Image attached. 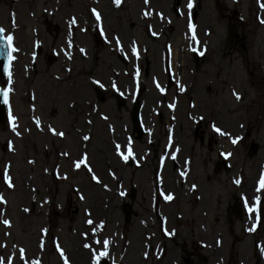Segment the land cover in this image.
Segmentation results:
<instances>
[{
    "label": "rangeland",
    "instance_id": "1",
    "mask_svg": "<svg viewBox=\"0 0 264 264\" xmlns=\"http://www.w3.org/2000/svg\"><path fill=\"white\" fill-rule=\"evenodd\" d=\"M128 1L129 11L125 8L111 10V14H107L110 25L107 27L110 34L126 33L121 34L122 39L130 44V48L132 39H136L142 48L151 49L149 55L145 54L138 63L122 59L114 50V41L111 46L91 41V31L85 34L80 31L83 25H73L69 31V25L62 24L58 34L53 27L48 28L55 35L52 38L55 39L54 47L59 52L60 48L64 53L68 52L72 63L63 61L62 55L50 60L46 53L37 61V73L31 70L27 75L25 68H21L18 90L13 98L16 107L13 115L22 123L20 135H12L5 126L1 130L0 124V189H3L2 167L10 164L17 184L16 191L4 190L7 197L4 206L8 209L4 211L0 205V219L9 218L11 222L10 228L0 224V256L10 258L12 264H24L19 258V250L23 248L27 264H64V257L69 264H93L92 251L84 245L91 244L93 251L100 252L103 248L94 240L106 238L111 241L109 256L101 258L100 264H166L167 259H157L156 253L162 240L157 232L160 218L155 213V206L157 202H163L162 190L165 194L173 191L178 195L175 201L160 208L163 219L177 231L174 239L164 240L165 252L171 255L169 264L182 258H186L189 264H254L255 260L263 261L264 243L256 254L254 244L259 239L264 242V210L260 228L246 233L244 224L250 223L249 216L244 217L242 213L238 217L232 210L239 199L243 198L249 205L252 203V197L256 196L254 184L260 163H264V25L255 20V0H239V3L214 0L215 7L209 5V8L208 1L205 3L209 10L207 16L205 14L198 20V27L202 29L201 22L205 24L208 18L214 19L215 25L211 26L213 35L205 40L212 49L207 58L198 61L189 53L191 47L185 49L184 40L180 39L182 32L175 36L167 33L159 40H152L147 27L138 22L142 0ZM152 1L157 7L169 10L173 0ZM30 6V0H21L16 7L23 12ZM63 8V14L66 12L68 15L72 7ZM237 14L243 15L245 22H235ZM178 19L173 24L177 25ZM126 21H133V25L128 26ZM234 23V38L228 44L226 30ZM39 24L45 31L46 24ZM61 29L65 35L58 37L62 34ZM169 38L178 44L180 61H186V72L182 78L190 85L176 110L178 130L182 127L177 138L183 147L180 161L189 157L193 163L185 170L188 173L184 177L176 175L173 170H157L159 157L163 154L158 153L159 147L155 149V144L153 151L149 149L146 137H143V142L132 143L137 165L129 166L115 154V141L126 152L125 136L129 137L132 132L126 107H131V104L118 105L113 93L101 94L91 81V78L100 79L107 85L117 80L123 86L126 84L128 89H134L137 80L127 74L133 75L138 69L146 82L141 99H148L147 94L155 92L152 76L159 74L165 77L166 53L163 49ZM68 40L71 43L76 41L77 46L84 49L89 47L90 50L91 46L92 51L88 50L87 56L75 58L77 50H69ZM68 67L72 70L68 71ZM55 74L60 78H54ZM31 88L36 98L35 110L26 106L28 93L25 91ZM172 89H175L173 84ZM233 93L240 99L237 100ZM191 98L197 103L195 111L188 108ZM160 99L159 95H152L146 107L149 114L152 107L159 109ZM168 113L166 110L165 114ZM104 115L108 120L101 118ZM199 115L205 119L198 123ZM36 118L41 120L44 131L37 129ZM88 120L92 123L88 124ZM164 120L168 121L167 118ZM214 123L232 131V135L236 134L240 138L238 143H231L232 136L223 140V136L214 133ZM239 123L244 126L239 127ZM46 125L64 131L65 137L53 136ZM156 128V136L161 137L162 144L166 133L163 119ZM84 135L91 139L84 141ZM8 140L16 147L13 154L7 153ZM252 143L259 145L254 152ZM225 146L227 152L232 153L228 160L218 156V150L226 149ZM64 151L69 152V156L61 155ZM85 151L101 183L93 181L83 166L79 171L74 170L73 160ZM57 168L59 174L67 175L68 179H58ZM156 177L161 178V189L157 188ZM193 179L199 187L191 194L188 187ZM236 180L240 181L239 185ZM131 184L137 194L131 201L134 215L126 222L122 207L125 202H130L125 191L130 190ZM24 208L29 211H23ZM89 218L94 222L92 226L86 223ZM101 221L103 230L96 228L97 235L93 237L92 229ZM44 229H47L48 236ZM41 242L43 248L40 247Z\"/></svg>",
    "mask_w": 264,
    "mask_h": 264
},
{
    "label": "flooded vegetation",
    "instance_id": "2",
    "mask_svg": "<svg viewBox=\"0 0 264 264\" xmlns=\"http://www.w3.org/2000/svg\"><path fill=\"white\" fill-rule=\"evenodd\" d=\"M31 6L27 7L25 11H21L18 7H16L21 0H0V26L3 27L6 32V35L14 36V40L17 44L19 51L16 53V61H15V68L12 65L11 72L12 77L15 79V72L21 74V68L24 67L25 71L26 68L30 65V57L34 55L37 56V53L40 56L44 57L46 53H48V58L52 60V49L53 43L52 38L55 37L54 32L52 29L48 27L51 26L55 29L56 33L60 32V27L62 24L65 26L69 25L70 20L74 17L77 21L76 25H83L80 31L82 33H89L92 32V40L91 41H98L103 43V45L111 46L112 41H114V50L121 54V52L117 49L115 45V37H119L121 40V45L124 48V53H129L131 55V48L130 44H126L123 39L122 35H126V33H117V34H110V26L107 22V14H111V10H128L129 11V4L128 0H122L121 5L117 7L113 0H53L51 4V0H30ZM208 1V8L209 5L211 7H215L214 0L209 3V0H192L193 7L189 10L187 7L188 0H173L167 10L164 7H157L152 0H149V4L145 5L144 0H142L143 4L139 10V19L138 22L140 24L145 25L148 28L151 27V31H157L161 34L159 38L153 37V40H159L163 35L169 34V36H175L178 32L183 33L186 31L187 26L189 25V20L192 24H196V22L202 18L206 14L209 9L205 7V3ZM73 5V6H72ZM65 6L67 9L70 7V12H64ZM196 7V10L193 8ZM97 9L102 16L101 21L98 23L95 19V16L92 15V9ZM126 8V9H125ZM145 11L150 12L151 14L148 17H145L143 13ZM161 16L163 19H161ZM240 14H237L235 22L237 20L240 21ZM56 17L58 19L56 20ZM178 19V24H173L175 19ZM42 20L45 26V35L43 37L44 46H37V31H36V23L37 20ZM14 21V23H13ZM128 26L133 25V21H126ZM233 22V21H232ZM31 24V26H30ZM202 29L199 28L198 35L200 38L207 40L206 37L211 35V26L215 25L214 19H207L206 23L203 24L201 22ZM236 23L232 25L233 29H236ZM161 27V29H160ZM184 27V28H183ZM103 28L104 35H101L100 29ZM86 29V31L84 30ZM127 31V30H126ZM149 31V32H151ZM47 33V34H46ZM61 33L58 37H62L65 35V31L61 29ZM112 35V36H111ZM88 37V36H86ZM173 39L169 38V41ZM135 41L138 43V47L142 49V45L139 40L132 39L131 43ZM30 43V44H29ZM93 50H96L95 46H92ZM89 50V47H87ZM91 46H90V50ZM151 49L148 51L147 55H149ZM120 56V55H119ZM132 56V55H131ZM35 64V63H34ZM36 65V64H35ZM8 76H2L0 74V86L4 87L7 84ZM172 85V82L170 83ZM178 109V108H177ZM189 112V111H187ZM185 112V114L187 113ZM177 114V118H178ZM188 116V113H187ZM178 129V126H177ZM181 130L178 132L179 133ZM178 138V137H177ZM177 144H180L179 141H176ZM188 260L186 258H182L181 261H177L174 264H186ZM189 264V263H188Z\"/></svg>",
    "mask_w": 264,
    "mask_h": 264
},
{
    "label": "snow or ice",
    "instance_id": "3",
    "mask_svg": "<svg viewBox=\"0 0 264 264\" xmlns=\"http://www.w3.org/2000/svg\"><path fill=\"white\" fill-rule=\"evenodd\" d=\"M113 2L115 3V5L117 7H119L121 5L122 0H113ZM258 3H259V7L261 9H264V2H261V0H258ZM144 4L148 5L149 4V0H144ZM187 7H188L189 10L193 7L192 0H188ZM91 11H92V15L95 16L96 21L99 23L101 21V19H102L101 13L95 8H93ZM150 14L151 13L148 12V11H145L143 13V15L145 17H148ZM161 19H163L162 16H161ZM13 23H14V21H13ZM260 23L264 24V19H261ZM76 24H77V21L73 17L70 20V22H69V31H71L72 26L76 25ZM188 26H189L190 30L194 29V25H192L190 20H189V25ZM84 30L86 31V29H84ZM100 31H101V35H104L103 28H101ZM149 31H151V27L150 26H149ZM5 32H6V30L3 27H0V41L4 42V47H5L6 51H7L8 64L5 65V69L4 70H5V72L7 73V76H8V80H7L8 86L5 87V88H0V96L3 97V103L5 105H9L8 121L12 125V131L17 136H19L20 133L17 131V124L15 123V121L17 120V117H15L12 114V110H11V106H10V94L13 92V87H12L13 78H12V72H11V64L16 59L14 53L18 52L19 49L14 46V39H15L14 36L5 35ZM152 35L155 36V35H157V33L156 32H152ZM114 39H115V45H116L117 49L123 54L125 50H124L123 46L121 45L120 38L119 37H115ZM192 40L196 41L195 34H193ZM68 47L69 48L72 47L71 41H69ZM192 50L196 51L195 48H193ZM80 52L81 53H85V49L84 48H80ZM200 54L203 55L204 53L201 52ZM65 55H67L69 57V59H71V55L68 52H65ZM131 55L134 56V57H137V58L139 56L137 45H136L135 41H133L132 45H131ZM127 58H128L127 55H125V59H127ZM138 77H139V70L137 69V71H136L137 87H139ZM92 83L95 84V85H98L100 88H104V84L101 83L99 80H93ZM111 87L113 89H117V85L114 82L112 83ZM156 87L159 89L161 94L165 93V89L163 87H161V85L158 82L156 83ZM183 90L184 89L181 88V91H183ZM120 94L123 95V92H121ZM233 94L236 95V99L237 100L240 99V96L238 94H236V93H233ZM168 107L174 109L175 108V104H169ZM101 118L103 120H108V117L106 115L102 116ZM87 123L91 124L92 121L88 120ZM35 124H36L37 129H39L40 131H44V128L41 127V120L39 118L35 119ZM45 127H47L48 131L53 136H56V137H59V138L63 139L65 137V135H66L64 131H58L52 125H46ZM109 127L111 128L110 125H109ZM112 130L114 131V129H112ZM213 130L216 133H218L219 135H221V136H230V134L228 132L223 131L221 128L216 127L215 125H213ZM82 139L84 141H89L91 139V137L89 135H84L82 137ZM239 139H240L239 137L231 139V143L233 145H235V144L238 143ZM168 146L169 147L171 146V137H169V145ZM9 150H12L11 142H9ZM176 151L179 152V149L177 148ZM114 152L125 163H127L130 159H136V156H135V153L133 152L132 143H131L130 139L126 142V152L122 150V145L119 144V143H116L114 145ZM61 155L67 157V156H69V152L64 151V152L61 153ZM221 155H223L225 157V159H227L229 156L232 155V153H230V152L229 153H221ZM171 159L175 160L176 156L172 155ZM161 162H163V158H162ZM29 163H35V161H29ZM72 163H73L74 170L79 171L81 169V167L83 166V168L88 173L91 174V179L93 181H95L96 183H101V179L95 174L93 168L91 167V165L89 163V157H88V153L86 151L81 153V155L78 156L77 158H75ZM8 167H10V165L7 166L6 169L4 170V172L2 173V178H3L4 183L6 184V186L9 189H14L15 185H14V182L12 180L11 175L9 174V172L7 170ZM45 171H47V170H45ZM56 174H57V178L58 179H64V180L68 179L67 175L61 176L59 174L58 168L56 170ZM111 175L113 176V178H115V174L114 173H111ZM184 175H186V173L181 172V176H184ZM235 183L237 185H239L240 181L236 180ZM193 187H195V185H193ZM261 190H264V173H261L259 181H258V187L256 188L257 192H259ZM121 195H123V193H121ZM160 195L163 197V199L165 201H171L174 198L171 194H165L163 191L160 192ZM80 199L83 200L84 196L81 195ZM255 200H256V204L259 205L260 198L257 196L255 198ZM6 203H7L6 199L4 198V196L2 194H0V205H4ZM45 203H48V201H45ZM248 210H249V212H253L256 209L255 208H249ZM23 211L28 212L29 209L28 208H24ZM256 220H257V222L260 221V216L258 214L256 216ZM0 223H3L6 227H9V228L11 227V222L8 219H3L2 221H0ZM86 223L88 225H90V226H92L94 224L93 220L90 219V218L86 220ZM103 226H104L103 225V221H101L98 225H95V227L92 229L93 237H95L97 235L96 228H99L102 231L103 230ZM43 231L45 232V234L47 233V229H44ZM250 231H255V227L250 229ZM165 234L166 235H174V233L167 232V230L165 231ZM6 235H7V233H6ZM94 243L97 244V245H100L103 248V251H100V252L93 251V245H91V244H85L84 247L88 248L90 251H92V262H93V264H100L101 258L109 256L108 248H109V245L111 244V241L106 239V238L105 239H95ZM217 243L219 244V241ZM43 246H44L43 242H41L40 243V247L43 248ZM57 249L60 250L59 249V245H57ZM25 253H26V250L21 248L19 250V258H20L21 261L24 262V264H27ZM60 254H61L62 257H64V253H63L62 250H60ZM146 256H147V253H145V257ZM0 264H12V261H11L10 258H6V257H3V256H0ZM37 264H39V262H37ZM64 264H69V261H68V259L66 257H64Z\"/></svg>",
    "mask_w": 264,
    "mask_h": 264
},
{
    "label": "bare ground",
    "instance_id": "4",
    "mask_svg": "<svg viewBox=\"0 0 264 264\" xmlns=\"http://www.w3.org/2000/svg\"><path fill=\"white\" fill-rule=\"evenodd\" d=\"M193 10H196V7H194ZM207 54H208V51L203 56V58H205L207 56ZM174 55H175L174 61L176 62V57L179 56V50L177 49V47L174 48ZM223 131L227 132V130L224 128H223ZM190 164L193 165L192 159L191 160L184 159V160L180 161L178 159L173 160V159H171V157H169L166 161L164 169H166L167 172H171L172 170L173 171H176V170L177 171H179V170L185 171ZM193 184H195L194 179H193V182H191V185H193ZM150 225H151V223H150ZM203 260H204V258H203Z\"/></svg>",
    "mask_w": 264,
    "mask_h": 264
},
{
    "label": "water",
    "instance_id": "5",
    "mask_svg": "<svg viewBox=\"0 0 264 264\" xmlns=\"http://www.w3.org/2000/svg\"><path fill=\"white\" fill-rule=\"evenodd\" d=\"M137 115H138V109L136 108L135 113L133 115V118L136 119V120H137ZM239 210H240V207L238 206L237 209H236L237 213H239ZM129 212H130V209L126 208V213L129 214Z\"/></svg>",
    "mask_w": 264,
    "mask_h": 264
}]
</instances>
